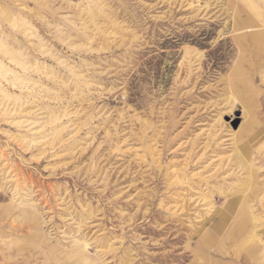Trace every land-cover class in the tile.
Masks as SVG:
<instances>
[{
  "label": "rangeland",
  "instance_id": "1",
  "mask_svg": "<svg viewBox=\"0 0 264 264\" xmlns=\"http://www.w3.org/2000/svg\"><path fill=\"white\" fill-rule=\"evenodd\" d=\"M260 31L264 0H0V264H264Z\"/></svg>",
  "mask_w": 264,
  "mask_h": 264
},
{
  "label": "bare ground",
  "instance_id": "2",
  "mask_svg": "<svg viewBox=\"0 0 264 264\" xmlns=\"http://www.w3.org/2000/svg\"><path fill=\"white\" fill-rule=\"evenodd\" d=\"M252 40H253V45L255 44L256 46L260 47V48H263L264 49V32L263 31H260L258 33H254V35H252ZM240 58L239 60H237V62L235 63L234 67L232 68L231 70V73H230V79L231 81L233 82V89H234V86H236L237 83H240L242 81H245L246 80V77L244 75V71L241 67V64L244 60V54H240Z\"/></svg>",
  "mask_w": 264,
  "mask_h": 264
}]
</instances>
